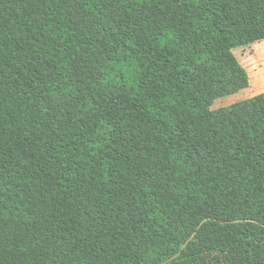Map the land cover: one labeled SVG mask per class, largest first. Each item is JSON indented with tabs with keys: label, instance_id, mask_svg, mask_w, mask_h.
Segmentation results:
<instances>
[{
	"label": "trees",
	"instance_id": "obj_1",
	"mask_svg": "<svg viewBox=\"0 0 264 264\" xmlns=\"http://www.w3.org/2000/svg\"><path fill=\"white\" fill-rule=\"evenodd\" d=\"M263 41L264 0H0V264H264Z\"/></svg>",
	"mask_w": 264,
	"mask_h": 264
},
{
	"label": "rangeland",
	"instance_id": "obj_2",
	"mask_svg": "<svg viewBox=\"0 0 264 264\" xmlns=\"http://www.w3.org/2000/svg\"><path fill=\"white\" fill-rule=\"evenodd\" d=\"M241 63L250 74L252 94L264 91V41L254 43L250 47L238 52ZM245 137L241 139L239 134L232 132L235 143L241 144L248 140H253L264 136V118L244 125Z\"/></svg>",
	"mask_w": 264,
	"mask_h": 264
}]
</instances>
